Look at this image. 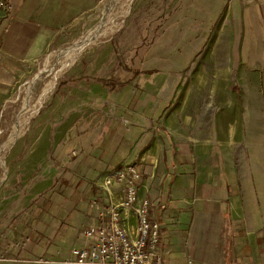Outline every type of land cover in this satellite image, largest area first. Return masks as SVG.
<instances>
[{
  "label": "crops",
  "instance_id": "obj_1",
  "mask_svg": "<svg viewBox=\"0 0 264 264\" xmlns=\"http://www.w3.org/2000/svg\"><path fill=\"white\" fill-rule=\"evenodd\" d=\"M1 1L9 8L0 11V111L75 22L113 2ZM231 3L193 59L188 82L172 92L175 82L167 92L160 84L175 79L179 67L148 74L154 83L147 88L139 73L127 76L121 69L109 76L88 70L62 84L53 115L77 119L50 143L44 168L56 166L62 174L44 175L43 183L52 187L37 189L23 205L38 197L42 202L17 212L14 229L0 227V264H76L72 249L91 250L98 243L86 230L108 222L111 204L134 232L137 218L122 206L124 184L109 190L97 184L123 165L140 172L137 192L149 200L150 218L160 224L163 264H264L256 205L239 185L245 169L239 158L248 153L245 118L258 128L264 124V0ZM49 126L51 139L55 130ZM75 149L78 157L68 160ZM54 184L60 187L50 191ZM2 209L0 221H6Z\"/></svg>",
  "mask_w": 264,
  "mask_h": 264
},
{
  "label": "rangeland",
  "instance_id": "obj_2",
  "mask_svg": "<svg viewBox=\"0 0 264 264\" xmlns=\"http://www.w3.org/2000/svg\"><path fill=\"white\" fill-rule=\"evenodd\" d=\"M109 4L106 10L97 7L87 18L75 22L73 29L61 38L60 46L33 67L0 111V206L6 218L0 221V227L14 229L20 221L19 215L42 202L38 197L33 204L23 205L37 189L52 187L43 183L44 175L62 174L56 166H50L48 171L44 168L50 162V143L60 136L63 138L77 119L74 115L63 119L53 115L56 95L66 86L63 83L88 70L92 74L93 69H98L94 74L100 76L112 75L119 69L129 76L132 62L136 61L142 64L138 77L143 80L144 88L154 83L152 77H145L148 74L154 76L162 71L174 73L176 68L182 69L174 73L175 79L167 78L160 84L167 92L169 84L175 82L172 92L181 82H188L186 76L193 59L203 51V43L217 20L224 19L233 6L231 0H113ZM105 26L110 28L105 36L88 47L83 46L77 56L67 59L63 48L84 40L98 27L103 32ZM155 67L158 72L148 71ZM49 82L52 88L45 93ZM245 119L248 137L244 142L248 153L239 158V167H245L239 171V185L244 196H249L256 205L255 218L264 232V124L258 128L257 122L248 123L250 119ZM52 123L55 132L50 139ZM77 152V149L69 151L68 160L78 157ZM73 183L75 187L80 186L76 179ZM58 187L60 184H54L50 191Z\"/></svg>",
  "mask_w": 264,
  "mask_h": 264
},
{
  "label": "built area",
  "instance_id": "obj_3",
  "mask_svg": "<svg viewBox=\"0 0 264 264\" xmlns=\"http://www.w3.org/2000/svg\"><path fill=\"white\" fill-rule=\"evenodd\" d=\"M9 5L0 3V11ZM1 48V45H0ZM140 172L132 165H123L121 170L109 172L99 181L104 190L115 183L124 184L126 197L123 208L133 213L138 226L134 232L121 223V211L116 204L109 207V220L86 230L87 236H96L98 243L88 250L86 247L72 249L76 264H163V256L158 250L160 224L150 218L151 203L141 198L137 192Z\"/></svg>",
  "mask_w": 264,
  "mask_h": 264
},
{
  "label": "bare ground",
  "instance_id": "obj_4",
  "mask_svg": "<svg viewBox=\"0 0 264 264\" xmlns=\"http://www.w3.org/2000/svg\"><path fill=\"white\" fill-rule=\"evenodd\" d=\"M124 2V1H123ZM110 5V4H109ZM121 5V3H120ZM113 22V21H112ZM108 23V21H107ZM103 24V23H102ZM102 27V26H100ZM100 27H98V29H94L91 33H89L87 36H85L84 40L82 39L80 42L78 40L79 43L77 44H73L72 47H68V49H66L65 53L67 55V59L69 58H73L75 56H77V54L82 51V47L83 46H89L92 45L93 43L97 42L100 38H102L103 36H105V34L109 31L110 28L107 29V27L105 26V29L103 30V32H100ZM112 27V26H111ZM76 43V42H75ZM69 61V60H68ZM67 65V64H65ZM59 72V71H58ZM51 82L47 83V90L45 91L48 92L51 87ZM28 119V118H27Z\"/></svg>",
  "mask_w": 264,
  "mask_h": 264
},
{
  "label": "trees",
  "instance_id": "obj_5",
  "mask_svg": "<svg viewBox=\"0 0 264 264\" xmlns=\"http://www.w3.org/2000/svg\"><path fill=\"white\" fill-rule=\"evenodd\" d=\"M132 72L134 73V74H138V73H140L142 70H141V65L142 64H140V63H136V61H133L132 62ZM148 71H152V72H158V69L155 67L154 69H150V70H148ZM105 84L106 85H108V86H112L113 84L112 83H109V82H107V81H105Z\"/></svg>",
  "mask_w": 264,
  "mask_h": 264
},
{
  "label": "water",
  "instance_id": "obj_6",
  "mask_svg": "<svg viewBox=\"0 0 264 264\" xmlns=\"http://www.w3.org/2000/svg\"><path fill=\"white\" fill-rule=\"evenodd\" d=\"M80 42V41H79ZM79 42H77V43H79ZM77 43H75V44H77ZM65 49H67V48H63L62 50H65Z\"/></svg>",
  "mask_w": 264,
  "mask_h": 264
}]
</instances>
